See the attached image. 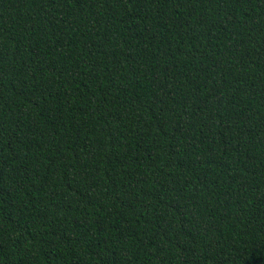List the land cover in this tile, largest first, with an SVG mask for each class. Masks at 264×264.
<instances>
[{
  "label": "trees",
  "instance_id": "trees-1",
  "mask_svg": "<svg viewBox=\"0 0 264 264\" xmlns=\"http://www.w3.org/2000/svg\"><path fill=\"white\" fill-rule=\"evenodd\" d=\"M0 264H264V0H0Z\"/></svg>",
  "mask_w": 264,
  "mask_h": 264
}]
</instances>
